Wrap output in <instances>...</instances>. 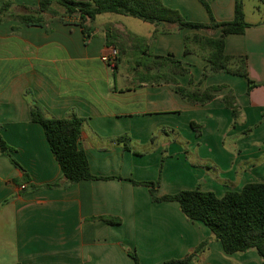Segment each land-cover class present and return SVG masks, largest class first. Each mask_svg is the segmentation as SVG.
I'll use <instances>...</instances> for the list:
<instances>
[{
    "label": "crops",
    "instance_id": "crops-1",
    "mask_svg": "<svg viewBox=\"0 0 264 264\" xmlns=\"http://www.w3.org/2000/svg\"><path fill=\"white\" fill-rule=\"evenodd\" d=\"M161 1L188 21L209 22L198 0ZM207 1L218 21L234 19L235 0ZM40 2L0 0V9L9 4L0 14V134L24 169L0 155V264H135L128 251H135L141 264H163L186 257L205 240L210 243L197 264H263L255 251L226 254L212 231L188 220L179 203L155 202L148 187L129 180L159 181L158 197L198 186L222 197L264 181V25H259L264 16L247 21L253 26L227 36L225 44V54L246 57L248 78L258 86L248 96L247 78L220 73L202 88L224 89L211 102L195 105L170 84L137 79L126 59L114 67L104 63L111 48L104 28L113 24L150 40L156 55L173 54L190 70L176 76L183 87L199 81L207 65L195 54L183 55L184 37L206 33L152 24L142 35L126 16L100 25L97 16L88 22L94 32L85 43L77 17L61 23L44 13L43 26L16 19L35 12ZM156 29L160 32L152 39ZM230 91L241 108L236 123L223 102ZM33 108L48 118L83 119L80 144L92 174L122 180L43 187L61 180L62 170L43 127L31 120ZM193 122L201 126L200 135ZM33 185L40 188L25 193ZM102 217L119 218L121 224Z\"/></svg>",
    "mask_w": 264,
    "mask_h": 264
},
{
    "label": "trees",
    "instance_id": "trees-1",
    "mask_svg": "<svg viewBox=\"0 0 264 264\" xmlns=\"http://www.w3.org/2000/svg\"><path fill=\"white\" fill-rule=\"evenodd\" d=\"M198 1L209 15L208 23L188 21L179 11L165 6L161 0H41L35 12L16 16V19L28 26H43L44 13H49L61 23H66L65 18L77 17L78 25L84 33L85 43L91 39L94 32L93 27L88 26V22L94 21L102 14L133 17L157 27L162 24L174 25L176 28L173 31L188 29L205 32L207 35L194 33L184 37L183 55L195 54L207 61V65L199 81L191 79L188 87H183L176 76L189 74L190 70L173 54L156 55L153 43L143 37L129 31L123 32L113 24H107L104 28L106 46L115 47L119 51L116 64L126 59L135 71L141 70L144 73L142 76L145 83L170 84L186 102L205 105L214 100L215 92L221 91L224 87L214 86L203 89L204 82L211 76L231 73L248 79L247 95L249 96L258 85L248 78L246 57L225 54L227 36L244 34L247 28L253 26L246 21L244 0H235V17L232 21H218L209 2ZM55 5L60 6L64 13L61 14ZM8 6L9 4L4 5L0 9V14L6 11ZM259 25H264V21ZM159 32L156 29L152 39H155ZM218 32L219 36L213 37ZM232 64L238 67L234 69ZM223 102L231 111L233 121L238 122L241 118V108L234 93L230 91L225 95ZM30 114L31 120L43 127L51 151L62 170L61 180L43 187L62 189L81 181L122 180L121 177H97L92 174L89 159L80 144L83 119L76 115L65 119L48 118L38 108H33ZM262 119L264 120V112ZM191 126L197 135L201 134L200 125L193 122ZM118 140L123 142L127 139L120 137ZM11 150L0 134V155L8 157L17 168L24 171L11 155ZM23 181L28 184L31 182L26 172ZM129 181L134 185L148 187L155 202L179 203L181 211L188 220L201 222L212 231L215 240L221 242L226 254L255 251L264 264V181L248 183L242 190L227 191L222 197L214 192L202 191L200 186L193 190H183L173 195L158 197L159 181L138 182L131 179ZM37 188L40 187L33 185L25 193ZM101 220L111 225L121 224L119 218L102 217ZM209 243L210 240H205L186 257L167 260L163 264H197ZM128 254L135 264H141L135 251H128Z\"/></svg>",
    "mask_w": 264,
    "mask_h": 264
},
{
    "label": "rangeland",
    "instance_id": "rangeland-1",
    "mask_svg": "<svg viewBox=\"0 0 264 264\" xmlns=\"http://www.w3.org/2000/svg\"><path fill=\"white\" fill-rule=\"evenodd\" d=\"M243 2H244V12L246 16V21L255 22L258 20L260 15L264 16V2H262V0H244ZM117 19H125V18L124 16H119L116 14H102L98 16L96 22L97 24L100 25L104 22H110V21L114 22ZM127 19H130L129 21H132L131 23H134V26H132L133 30L142 35L147 34V31L152 29L153 27L152 24L133 17H127ZM133 74L136 75L138 79L144 73L141 70H136V73L133 72Z\"/></svg>",
    "mask_w": 264,
    "mask_h": 264
},
{
    "label": "built area",
    "instance_id": "built-area-1",
    "mask_svg": "<svg viewBox=\"0 0 264 264\" xmlns=\"http://www.w3.org/2000/svg\"><path fill=\"white\" fill-rule=\"evenodd\" d=\"M119 58V51L115 47H111L109 52L102 57V61L107 65L114 67ZM25 188V187H22Z\"/></svg>",
    "mask_w": 264,
    "mask_h": 264
}]
</instances>
